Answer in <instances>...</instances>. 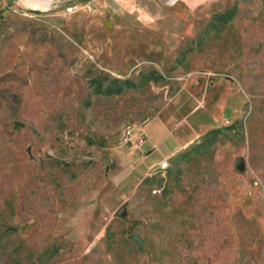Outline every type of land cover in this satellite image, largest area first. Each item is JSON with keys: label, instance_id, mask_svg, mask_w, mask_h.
<instances>
[{"label": "rangeland", "instance_id": "rangeland-1", "mask_svg": "<svg viewBox=\"0 0 264 264\" xmlns=\"http://www.w3.org/2000/svg\"><path fill=\"white\" fill-rule=\"evenodd\" d=\"M39 1L0 0V264H264V0L220 6L234 19L173 64L128 62L96 8L70 20L88 0ZM212 73L240 116L191 159L205 134L143 168L124 127L185 106Z\"/></svg>", "mask_w": 264, "mask_h": 264}, {"label": "crops", "instance_id": "crops-1", "mask_svg": "<svg viewBox=\"0 0 264 264\" xmlns=\"http://www.w3.org/2000/svg\"><path fill=\"white\" fill-rule=\"evenodd\" d=\"M60 0H40L35 8H55ZM65 1V0H64ZM232 0H88L101 16H112L115 24V44L121 43L120 54L128 62L147 61L173 64L187 40L193 38L209 22L219 7ZM57 4V5H56ZM68 7V6H67ZM66 7V8H67ZM63 11V10H61ZM58 10L56 13H61ZM77 18L73 13H66ZM64 23V21H61ZM66 24V21H65ZM119 33H128L126 46ZM131 45V46H129ZM129 46V47H128ZM130 49V50H127ZM186 99L181 96L160 114L144 124L148 139L139 151L143 153V168L151 169L173 157L202 135L228 119L238 118L244 99L226 77L208 74L206 80ZM182 92V91H181ZM185 110L184 116L181 113Z\"/></svg>", "mask_w": 264, "mask_h": 264}, {"label": "trees", "instance_id": "trees-1", "mask_svg": "<svg viewBox=\"0 0 264 264\" xmlns=\"http://www.w3.org/2000/svg\"><path fill=\"white\" fill-rule=\"evenodd\" d=\"M235 17V10L234 9H229V10H225V11H220V12H216L212 15L211 20L207 23L206 27L203 29V31L198 35V37L194 40H192L191 42L188 43V45L194 44V43H199L200 41H202L201 37L206 35V34H211L213 32H221L223 31L227 24L229 22H231ZM194 51V47L193 46H188L187 49L185 51H183L181 53V55L183 57H186L190 52ZM183 62V59H178L177 64H181ZM154 75H158V78H163L164 76L162 74H159L157 71H152L150 72L147 76L150 79H154ZM120 82L119 79H116L115 81ZM124 84L126 86H135V83L129 81V80H124L123 81ZM102 83H100L101 85ZM121 89V87H120ZM234 123L229 125L228 128L230 129H234ZM220 133L219 129H212L210 130L208 133L205 134V136L203 137V139L200 142L194 143L189 149L188 151H186L184 153V155H186L187 160L192 158V153L193 151H196L198 148H202V147H209L217 138H218V134Z\"/></svg>", "mask_w": 264, "mask_h": 264}, {"label": "built area", "instance_id": "built-area-1", "mask_svg": "<svg viewBox=\"0 0 264 264\" xmlns=\"http://www.w3.org/2000/svg\"><path fill=\"white\" fill-rule=\"evenodd\" d=\"M80 9H84L86 11H94L95 7L89 3L85 2L83 4H73L66 8L67 13H74L77 12ZM226 124H230L231 121L228 119L225 121ZM148 139V134L146 132L144 124L141 123H129L126 125L122 132V140L125 144H130L136 148H141L143 145H145L146 141ZM169 159H165L160 164L156 165V168L158 170H165L169 167ZM159 190L155 189L154 193H157Z\"/></svg>", "mask_w": 264, "mask_h": 264}, {"label": "water", "instance_id": "water-1", "mask_svg": "<svg viewBox=\"0 0 264 264\" xmlns=\"http://www.w3.org/2000/svg\"><path fill=\"white\" fill-rule=\"evenodd\" d=\"M125 205L121 206L117 212H116V215H120L124 209ZM131 238L135 239L139 244H141V240L139 239V237L135 236V235H132Z\"/></svg>", "mask_w": 264, "mask_h": 264}]
</instances>
